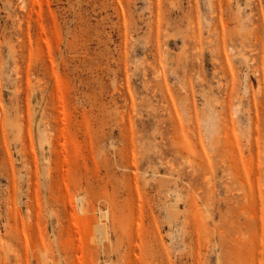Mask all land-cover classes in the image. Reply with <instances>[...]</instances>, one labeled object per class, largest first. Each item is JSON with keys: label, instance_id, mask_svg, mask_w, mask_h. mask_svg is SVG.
<instances>
[{"label": "rangeland", "instance_id": "rangeland-1", "mask_svg": "<svg viewBox=\"0 0 264 264\" xmlns=\"http://www.w3.org/2000/svg\"><path fill=\"white\" fill-rule=\"evenodd\" d=\"M263 106L264 0H0V264H264Z\"/></svg>", "mask_w": 264, "mask_h": 264}, {"label": "bare ground", "instance_id": "bare-ground-1", "mask_svg": "<svg viewBox=\"0 0 264 264\" xmlns=\"http://www.w3.org/2000/svg\"><path fill=\"white\" fill-rule=\"evenodd\" d=\"M212 3H213V2H212ZM211 8H212V7H211ZM217 9L219 10V8H217ZM217 9H216V10H217ZM213 11H214V10H213ZM250 11H251V10H250ZM252 12H253V11H252ZM252 12H251V13H252ZM214 14H215V16L217 15L216 12H215ZM249 14H250V12H249ZM249 14H245V15H247V16L250 18L251 16H250ZM212 15H213V13H212ZM217 16H218V15H217ZM220 16H221V14H220ZM248 17H246V19H247ZM213 18H215V17H213ZM217 18H218V19H217ZM220 18H221V17H220ZM215 19L219 20V16L216 17ZM220 20H221V19H220ZM220 20L218 21V22H219L218 25H219L221 28H220L218 25H217V27H219L220 30H223V29H222V28H223L222 25L225 26L226 24H225V22H223L225 25L222 24V22H221ZM249 20H250V19H249ZM209 21H211V20H209ZM216 23H217V22H215L214 24H216ZM220 24H221V25H220ZM241 24H242V23H241ZM252 24H255V23H252ZM204 26H205V25H204ZM210 26H211V25H210ZM213 26H214V25H213ZM242 26H243V25H242ZM214 27H216V25H215ZM214 27H212V28H214ZM217 27H216V28H217ZM253 27H254V25H253ZM208 28L210 29L209 26H208ZM209 29H207V31H208ZM214 29H215V28H214ZM214 29H213V30H214ZM217 29H218V28H217ZM258 29H259V28H258ZM213 30H212V31H213ZM215 30H216V29H215ZM215 30H214V31H215ZM255 30H256V29H255ZM212 31H211V32H212ZM259 31H260V29L258 30V32H259ZM196 32H198V31H196ZM196 32L193 31V32H192V33H193L192 35H194ZM208 32H210V30H209ZM253 32H256V31L253 30L252 33H253ZM221 33H224V30L221 31ZM246 33H248V32L246 31ZM252 33H251V34H252ZM256 33H257V32H256ZM259 33H260V32H259ZM224 34H225V33H224ZM227 34H228V33H227ZM198 35H199V32L196 34V36H197L196 38H198ZM220 35H221V34H220ZM220 35H219V36H220ZM231 35H232V34H231ZM245 35H247V34H245ZM249 35H250V32H249ZM253 35H254V34H253ZM261 35H262V33H261L260 35H258V37L261 36ZM200 36H201V35H199V37H200ZM219 36H218V37H219ZM221 36L224 37L223 34H222ZM221 36H220V38H218V39H220V40L222 41ZM247 36H248V35H247ZM192 37H193V36H192ZM226 37H227V36H226ZM228 37H230L229 40H230V42H231V41H232V40H231V36L229 35ZM243 37H245V36H243ZM193 38H194V37H193ZM193 38H192V39H193ZM218 39H217V40H218ZM232 39H233V38H232ZM245 39H247V38H245ZM255 39H256V38H255ZM261 39H262V37H261ZM197 40H198V39H197ZM220 40H218V41H220ZM194 41H195V39H194ZM199 41H200V40H199ZM210 41L212 42V40H210ZM256 41H257V40H256ZM258 41H259V40H258ZM199 43H200V42H199ZM207 43L211 44V43L208 42V41H207ZM232 43H233V41L231 42V44H232ZM193 44H196V45H197V43H195V42H194ZM201 44H202V43H201ZM201 44H200V45H199V44L197 45V47H199V49H201ZM219 44L221 45V42H219ZM207 45H208V44H207ZM222 45H223V44H222ZM240 45H241V44H240ZM193 46H194V45H193ZM208 46H209V45H208ZM216 46H218V44H217ZM235 46H237V45H235ZM235 46H234V48H237L236 50L238 51L239 48H238V47H235ZM241 46H242V45H241ZM197 47H195L196 50L198 49ZM220 47H221V46H220ZM227 47H228V48L231 47L232 50H234V48H233L232 46L229 47L228 45L225 46L224 48L226 49ZM242 47L244 48V46H242ZM193 48H194V47H193ZM210 49H211V48H210ZM193 50H195V49H193ZM211 51H214V50L211 49ZM211 51L209 50L210 53H211ZM226 51H227V50H226ZM228 51H229V49H228ZM199 52H200V51H199ZM199 52H196V53L200 54ZM218 52H219V50H218ZM218 52H217V54H218ZM220 52H221V53H220ZM220 52H219V54H222V52H224V50H223V51H220ZM231 52H232V53H231ZM212 53L214 54V52H212ZM225 53H226V52H225ZM230 53L233 54L234 52L230 50ZM235 53H236V52H235ZM194 54H195V53H194ZM194 54H193V55H194ZM215 54H216V51H215ZM238 54H239V53H237V55H238ZM240 54H242V53H240ZM240 54H239V55H240ZM183 55H186V54H183ZM222 55H225V56H226L227 54H224V53H223ZM237 55L234 54V57L237 56ZM201 56H202V55H200V57H201ZM225 56H224V58H225ZM229 56H230V58L234 59L233 56H232V57H231V55H229ZM188 57H190V56H188ZM193 57L195 58V56H193ZM227 57H228V56H227ZM237 57H238V56H237ZM239 57H242V55H240ZM184 58H186V57H184ZM196 58H197V57H196ZM218 58H219V55H218ZM218 58H217V60H218ZM230 58H229V59H230ZM245 58H246V56H245ZM245 58H244V59H245ZM190 59H191V58H190ZM199 59H200V58H199ZM199 59H198V61H199ZM212 59H214V58H212ZM226 59H227V58H226ZM235 59H236V57H235ZM235 59H234V60H235ZM242 59H243V57H242ZM214 60H216V58H215ZM185 61H186V59H185ZM212 61H213V60H212ZM229 61H232V60H229ZM237 61H238V60H237ZM241 61H242V60L238 61V63L241 62ZM245 61H246V59L243 60V62H245ZM247 61H248V60H247ZM247 61H246V62H247ZM199 62H200V61H199ZM218 62H219V61H218ZM218 62L216 61V63H218ZM224 62H226V63H225V64L222 63L221 65H218V64H217V65L219 66V68H224V67H225V68H228L227 66L222 67L223 64H224V65H228V64H227V63H228L227 61L224 60ZM246 62H245V63H246ZM248 62H249V61H248ZM236 63H237V62H236ZM241 63H242V62H241ZM214 64H215V63H214ZM219 64H220V62H219ZM230 64H231V63H230ZM242 64H243V63H242ZM242 64H241V65H242ZM246 64H248V63H246ZM246 64H244V65H246ZM188 65H189V64H188ZM232 65H233V62H232V64H231L230 66H232ZM186 66H187V65H186ZM218 66H217V69H218V70H216V71H219V70H220V69L218 68ZM247 66H248V65H247ZM213 68H215V67H213ZM231 68H232V67H231ZM257 69H258V68H257ZM257 69H255V71H257ZM223 70H224V69H221L222 72H223ZM226 70H227V69H226ZM229 70H230V68H229L227 71H229ZM251 70H253V69H251ZM224 71H225V70H224ZM232 71H233V68H232ZM255 71H252V73L255 72ZM258 71H259V70H258ZM199 72H200V71H198V73H199ZM222 72H220V73H222ZM225 72H226V71H225ZM225 72H224V73H225ZM230 72H231V71L227 72V74L225 73V75H229ZM198 73H197V75H196V78H198V75H199ZM213 73L216 74L215 71H214ZM220 73H219V74H220ZM217 74H218V73H217ZM219 74H218L219 78H220V76H221V78H223V79L226 77V76L224 77V74H223V75H219ZM254 74H257V73H254ZM230 75H231V76H229V78H228L227 80H229L230 78L232 79V76H233V78L235 77V76H234V71H233V73H230ZM246 75H247V74H246ZM257 75H258V74H257ZM201 76H202V75H200V77H201ZM222 76H223V77H222ZM244 76H245V75H244ZM245 77H247V76H245ZM260 77H261V76H260ZM202 78H203V77L200 78L201 81L204 79V78H203V79H202ZM198 79H199V78H198ZM198 79H197V80H198ZM200 79H199V80H200ZM225 79H226V78H225ZM245 79H246V78H245ZM247 79H248V78H247ZM257 79H258V78H257ZM260 79H261V78H260ZM219 80H220V79H218V81H219ZM258 80H259V79H258ZM201 81H200V82H201ZM203 81H204V80H203ZM203 81H202V82H203ZM223 81H224V80H223ZM219 82L222 83L221 81H219ZM234 82H235V78H234ZM223 83H224V82H223ZM226 83H227V82H226ZM232 83H233V80H232ZM232 83H231V85H229L230 87L228 86L230 89H231V87L233 86ZM198 84H199V81H198ZM224 84H225V83H224ZM234 84H235V83H234ZM262 85H263V84H262ZM217 86H219V85H217ZM244 86H245V85H244ZM259 86H260V85H257V87H259ZM219 87H220V86H219ZM222 87H223V85L221 86V88H222ZM261 87H262V86H261ZM223 88H226V86H224ZM233 88H234V87H232L231 90H233ZM235 88H236V87H235ZM259 88H260V87H259ZM188 89H189V88H188ZM188 89H186V90L189 91ZM230 89H229V90H230ZM223 90H224V89H223ZM226 90H227V89H225V91H226ZM234 90H235V89H234ZM237 90H238V89H237ZM187 91H186V92H187ZM190 93H191V92H190ZM190 93H189V94H190ZM225 93H226V92H224V94H225ZM230 93L233 94L234 91H229V98H230V96H231V98H232V95H230ZM238 93H239V92H238ZM238 93H237V91H236V94H238ZM191 94H192V93H191ZM234 94H235V93H234ZM191 96H192V95H191ZM238 96L241 97V95H238ZM238 96L235 95L234 97L237 98ZM203 97H204V96H203ZM234 97H233V99H235ZM189 98H193V97H189ZM238 98H239V97H238ZM186 99H187V100H190V99H188L187 97H186ZM187 100H186V101H187ZM203 100L205 101V100H207V99L204 98ZM222 100H223V99H222ZM225 100H226V98H225ZM227 100H228V96H227ZM227 100H226V102H227ZM236 100H237V99H236ZM236 100H235V103H237L238 100H240L239 103L241 102V99H238L237 101H236ZM192 101H193V100H191V102H192ZM204 101H203V102H204ZM232 101H233V100H232ZM191 102H189V103H191ZM206 102H207V105H208V104H209L208 101H206ZM206 102H205V103H206ZM220 102H221V101H220ZM223 102H224V101H223ZM228 102H229V101H228ZM187 103H188V102H187ZM215 103H216V100H215ZM221 103H222V102H221ZM229 103H230L232 106H235V105H233L234 102H233V103L229 102ZM229 103H228V104H229ZM235 103H234V104H235ZM241 103H242V102H241ZM260 103H261V102H260ZM260 103H259V105H260ZM191 104H193V102H192ZM223 104H225V102H224ZM228 104L226 103L225 106L228 105ZM230 104H229V105H230ZM253 104H254V102H253ZM220 105H221V104H220ZM237 105H238V104H237ZM237 105L235 106V110H236V108H237ZM240 105H241V104H239L238 106L241 107ZM209 106H211V105H209ZM209 106H208V107H209ZM221 106H222V105H221ZM243 106H244V105H242V107H243ZM256 106H257V105H256ZM219 107H220V106H219ZM222 107L224 108V106H222ZM239 107H238V108H239ZM250 107H251V106H250ZM250 107H249V108H250ZM257 107H258V106H257ZM263 107H264V106H263ZM263 107H262V108H263ZM225 108H226V107H225ZM225 108H224V109H225ZM227 108L230 110V108H229L228 106H227ZM227 108H226V109H227ZM233 108H234V107H233ZM233 108H232V109H233ZM238 108H237V110H238ZM251 108H252V107H251ZM251 108H250V109H251ZM253 108H254V105H253ZM260 108H261V107H260ZM210 109H211V108H210ZM210 109H209V110H210ZM224 109H220V112H218L217 110H219V109H217L216 112H218V114H217V113H216V114H217L218 116H219V115L222 116V115L219 114V113H222L221 111H223ZM226 109H225V111H226ZM228 109H227V110H228ZM254 109H255L254 112H256L257 108H254ZM258 109H259V108H258ZM229 110H228V111H229ZM237 110L233 113V115H235L236 112H239V111H237ZM244 110H245V113H246V112H247L246 110H248V109H244ZM260 110H261V109H260ZM263 110H264V109H263ZM263 110H262V111H263ZM225 111H224L223 113H225V115L227 114V116H229L228 111H227V112H225ZM233 111H234V109L232 110V112H233ZM250 111H251V110H250ZM248 112H249V111H248ZM248 112H247V116L249 115ZM257 112H258V111H257ZM203 113H204V112H203ZM203 113H202V115H203ZM211 113H214V115H216V114H215V111H214V112L212 111ZM223 113H222V114H223ZM243 113H244V112H243ZM250 113H251V112H250ZM252 113H253V112H252ZM208 114H210V113L208 112ZM236 114H237V113H236ZM209 116H210V118H211L212 114H211V115H208V116H205V117H209ZM218 116H217V119H218ZM220 116H219V117H220ZM238 116H239V115H238ZM250 116H251V115H249L248 118L251 119L252 117H250ZM253 116H254V115H253ZM256 116H257V115H256ZM213 117H214V116H212V118H213ZM223 117L226 118V116H223ZM223 117H222V118H223ZM230 117H232V116H229V117H228V120L231 119ZM236 117H237V116H235V118H236ZM210 118H207V119H206V121L208 122V125L210 126L209 130H210L211 127H212V122L210 121ZM212 118H211V119H212ZM215 118H216V116H215ZM222 118H221V120H223V124H225V123H224V119H225V118H223V119H222ZM253 118H254V117H253ZM202 119H203V118H202ZM204 119H205V118H204ZM250 119H249V121H250ZM221 120L219 121V119H218L217 121H218L220 124H222V121H221ZM239 120H240V119H239ZM244 120H245V119H244ZM226 121H227V118H226ZM255 121H256V120H255ZM255 121H254V123H256ZM230 122H231V124L234 123V121L232 122V121L229 120V123H230ZM250 122H251V121H250ZM219 123H217V124H219ZM226 123L228 124V122H226ZM254 123H253V124H254ZM186 124L189 125L188 122H186ZM223 124H222V125H223ZM236 124H237V123H235V126H237ZM249 124L251 125V123H249ZM187 125H186V126H187ZM222 125H221V126H222ZM225 125H226V124H225ZM228 125H229L228 128H230L231 125H230V124H228ZM228 125H226V126H228ZM217 126H218V125H217ZM221 126L218 127L219 129L217 128V131H218V132H219ZM223 126H224V125H223ZM223 126H222V127H223ZM235 126H234V127H235ZM251 126H252V125H251ZM256 126H257V124H256ZM256 126H254V127H256ZM189 127H190V126H189ZM224 127H225V126H224ZM224 127H223V128H224ZM234 127H233V130H234ZM187 128H188V126H187ZM213 128H214V127H213ZM226 128H227V127H226ZM226 128H225V129H226ZM228 128H227V129H228ZM249 128H250V127H249ZM252 128H253V127H252ZM257 128H258V127H257ZM188 129H189V128H188ZM191 129H192V128H191ZM227 129L224 131V134H222L223 136L225 135V132L227 131ZM238 129H239V128H238ZM256 130H257V129H256ZM258 130H259V128H258ZM193 131H194V130H193ZM213 131L216 132V133H215V132H214V133H215V135H216V137H217V136H218V135H217L218 132H217L215 129H214ZM235 131H237V130H234V132H235ZM220 132H221V130H220ZM250 132H251V131H250ZM250 132H249L248 134H250ZM221 133H222V132H221ZM221 133H218V134L220 135ZM235 133H236V132H235ZM237 133H239V131H237ZM256 133H257V132H256ZM260 133H261V132H260ZM191 134H192V132H191ZM230 134H231V139H230V137H228V140H227V141H229V140L232 141V139H233L234 137L239 136V134H238V135H236V136L234 135V137H232V132H231ZM257 134H258V133H257ZM192 135H194V134H192ZM209 135H210V134H209ZM220 136H221V135H220ZM220 136H218L217 138H219ZM223 136H222V138H223ZM249 136H250V135H249ZM257 136H259V135H257ZM211 137H214V136H211ZM226 137H227V136H226ZM241 137L243 138L244 136H241V134H240V137H239V138H241ZM250 137H251V136H250ZM252 137H253V136H252ZM197 138H198V137H197ZM214 138H215V137H214ZM222 138H221V139H222ZM242 138H241V139H242ZM210 139L212 140L213 138H210ZM223 139H224V138H223ZM223 139H222V140H223ZM226 139H227V138H226ZM237 139H238V138H237ZM237 139H235V140H233V141H236ZM255 139H256V137L254 138V143L252 142L253 144H255ZM258 139H259V138H258ZM238 140H239V139H238ZM252 140H253V139H252ZM188 141H189V139H188ZM197 141H198V140H197ZM209 141H210V140H209ZM213 141H214V140H213ZM216 141H217V139H216ZM246 141L248 142V140H246ZM256 141H257V139H256ZM199 142H201V139H200ZM199 142H198V143H199ZM211 142H212V141H211ZM217 142H218V144H215L216 147H217V145H220V147H222V145L219 144V140H218ZM238 142H239V141H238ZM227 143H228V142H227ZM248 143H250V142H248ZM248 143H247V144H248ZM229 144H231V143H229ZM229 144H228V145H229ZM241 144H243V143H241ZM253 144H252V145H253ZM198 145L201 146L202 144H201V145L198 144ZM232 145H233V144H232ZM211 146H212V145H211ZM240 146H242V145H240ZM248 146H249V145H248ZM196 147H197V146H196ZM212 147H213V146H212ZM212 147H211V148H212ZM229 147H231V146L229 145ZM229 147H227V148H229ZM232 147H233V146H232ZM232 147H231V148H232ZM188 148H189V147H188ZM200 148H201V147H200ZM200 148H197V149H200ZM205 148H206V147H204V149H205ZM213 148H214V147H213ZM213 148H212V149H213ZM234 148H235V149L237 148V149H236L237 152L234 150ZM234 148H233V151H234V152H236V153L239 152V153H240V151H238V146H237V147L235 146ZM249 148H250V146H249ZM249 148H248V149H249ZM251 148H252V147H251ZM186 149H187V146H186ZM202 149H203V147H202L200 150H198V151L200 152ZM204 149H203V150H204ZM214 149H215V148H214ZM249 150H250V149H249ZM186 151H187V150H186ZM213 151H214V150H213ZM213 151H212V153H215V152H213ZM221 151H222V150H221ZM242 151H243V150H241V152H242ZM187 152H188V151H187ZM201 152H202V151H201ZM219 152H220V151H218V153H219ZM216 153H217V152H216ZM221 153H223V151L220 152V154H221ZM236 153H234L236 156L239 155V154H236ZM248 153L250 154V151H249ZM202 154H203V152H202ZM204 154H205V150H204ZM223 154H225V153H223ZM223 154H222V155H223ZM231 154H233L232 151H231ZM234 154H233V155H234ZM241 154H242V156H243V153H241ZM190 155H191V154H190V152H189V157H190ZM240 156H241V155H240ZM242 156H241V157H242ZM185 157H188V155H186ZM190 158H192V157H190ZM190 158H186V159L189 160ZM240 160H241V158L239 157V161H240ZM187 162H190V163H191V160H190V161H187ZM230 162H232V161L230 160ZM197 163H199V162H197ZM240 163H241V162H240ZM202 164H203V163H202ZM222 164H223V163H222ZM187 165H188V164H187ZM189 165H190V164H189ZM228 165H229V163H228ZM232 165H233V164H232ZM196 166H197V165H196ZM198 166H201V163L198 164ZM198 166H197V167H198ZM233 166H234V165H233ZM233 166H232V167H233ZM199 168H200V167H199ZM206 169H207V168H206ZM193 170H195V169H193ZM232 171H233V169H232ZM193 172H195V171H193ZM228 173H229V172H228ZM257 173H258V172H257ZM212 174H213V173H212ZM207 175H208V174H207ZM226 175H227V174H226ZM208 177H209V176H208ZM208 177H207V178H208ZM207 178H206V179H207ZM202 181H203V180H202ZM81 197H83V196H81ZM81 200H82V199H81ZM83 200H84V199H83ZM78 201H79V200H78ZM79 204H80V203H79ZM80 207H81V206H80ZM203 207H204V206H203ZM81 208H82V207H81ZM205 209H206V208H205ZM206 210H208V209H206ZM82 211H83V210H82ZM240 211H241V209H240ZM199 212H200V211H199ZM201 212H202V211H201ZM201 212H200V213H201ZM240 213H242L241 215H243V212H240ZM240 213H239V215H240ZM201 214H202V213H201ZM201 214H199V215H201ZM210 214H211V212H210ZM204 215H206V214L204 213ZM204 215H202V216H204ZM202 216H201V218H203L204 220H207L208 218H210L208 212H207V215H206L205 217H202ZM201 218L199 217V220H200V221H202ZM97 221H98V220H97ZM94 222H95V221H94ZM98 223H99V222H98ZM186 223H187V222H186ZM94 225H95V224H94ZM94 225H93V226H94ZM102 225H103V224L100 223V225L98 224L97 226H99V228L102 229V227H103ZM184 225H186V224H184ZM104 226H105V225H104ZM255 227H256V226H255ZM259 227L261 228V226H259ZM260 228H259V229H260ZM100 229H99V230H100ZM259 229H258V231H259ZM255 230H256V229H255ZM99 232H100V231H99ZM102 232H103V234H104V231H102ZM259 232H261V229H260ZM103 234H102V235H103ZM221 234H222V233H221ZM261 234H262V233H261ZM98 237H99V236H98ZM221 237H222V236H221ZM101 238H102V237H101ZM104 239H105V237H104ZM101 240H102V239H101ZM260 241H261V240H260ZM222 243H223V242H222ZM101 244H102V243H101ZM260 245H261V244H260ZM101 246H102V245H101Z\"/></svg>", "mask_w": 264, "mask_h": 264}]
</instances>
